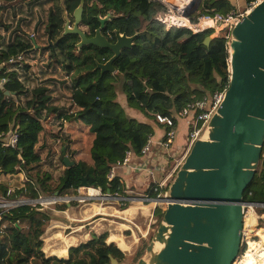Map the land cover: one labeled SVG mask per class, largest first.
<instances>
[{"label": "trees", "instance_id": "trees-1", "mask_svg": "<svg viewBox=\"0 0 264 264\" xmlns=\"http://www.w3.org/2000/svg\"><path fill=\"white\" fill-rule=\"evenodd\" d=\"M14 2L0 0V24L6 30L9 25L4 23V17L8 10L15 11ZM79 2L57 0L55 7L49 11L45 30L53 48L48 65L61 64L54 54L56 49L64 52L73 63L71 102L78 109L59 113L57 117L87 126V131L92 135L90 161L80 159L74 160L71 166L64 164L62 148L65 147L68 156L73 151L70 149V133L61 128L63 123L58 124L55 132H50L51 142L47 141L46 135L40 137L41 133L50 130L46 125L47 120H43L41 115L49 119L59 110L51 105L52 95L48 85L40 84L27 89L20 85L14 71L9 72L7 83L3 89L0 87V131L16 128L19 137L17 149L0 144L1 193L6 191L8 181L13 177L18 179L24 172L26 185L16 192L28 187L30 191L24 193L33 198L40 193L56 190L59 194L74 191L80 187L84 175L89 187L122 194L124 187L119 177L107 181V171L124 157L127 149L139 155L148 137L153 134V127L149 123L136 119L126 110H137L157 123L156 113L174 117L187 103L217 88L220 85L218 77L222 81L227 80L229 53L224 33L213 36L210 44L205 46L202 42L213 33L212 29L201 32L176 26L167 29L158 17L167 13L168 7L158 0H83L79 27L88 37L94 35L98 27L110 42L115 41L116 29L127 35L138 33L132 47L123 48L114 60L116 73H101L96 65L111 57L109 48L92 44L78 48L76 44L80 38L77 34L61 36L65 23L64 10L71 16ZM231 9L233 7L229 0H201L196 15L188 18L195 23L197 17L203 14H225ZM24 48L22 45L20 52ZM10 55L11 52L0 48V62ZM23 67L27 70L29 64L25 63ZM2 75L3 71L0 70ZM196 84L205 91H201ZM118 89L125 97L124 105L118 100ZM5 92L14 94L15 99L14 96L7 97ZM23 95L28 97L27 103ZM174 118L177 124L178 119ZM57 139L59 159L65 167L58 174L56 187L52 188L48 184L52 174L42 166L52 153L51 143ZM18 153L23 161L18 159ZM167 164L171 168L174 159L170 158ZM145 190L151 196L156 195L151 183L150 190L149 183ZM243 200H264V145L258 169L243 193ZM57 208L65 210L67 204L60 203ZM154 212L162 217L160 207H156ZM52 216L48 211L30 205L14 207L3 213L0 223L8 225L0 235V264H112L110 257L117 263L124 259L125 252L115 242H108V232L92 233L87 241L70 246L67 257L46 256L42 250V235Z\"/></svg>", "mask_w": 264, "mask_h": 264}, {"label": "water", "instance_id": "water-1", "mask_svg": "<svg viewBox=\"0 0 264 264\" xmlns=\"http://www.w3.org/2000/svg\"><path fill=\"white\" fill-rule=\"evenodd\" d=\"M200 2H183L181 13L189 17ZM82 12L80 0L72 11V26L64 15L61 36L77 34L78 48L86 44L109 48L111 57L96 68L115 73L114 60L123 48L132 47L138 33L116 29L115 41L110 42L98 27L88 37L79 27ZM212 39L206 36L203 45ZM228 46L230 74L224 98L207 124L206 138L196 139L177 167L161 220L146 254L135 264H232L242 250L243 193L258 169L264 145V0L241 16ZM62 153L64 164L73 165L65 147ZM80 187H89L86 175Z\"/></svg>", "mask_w": 264, "mask_h": 264}, {"label": "rangeland", "instance_id": "rangeland-1", "mask_svg": "<svg viewBox=\"0 0 264 264\" xmlns=\"http://www.w3.org/2000/svg\"><path fill=\"white\" fill-rule=\"evenodd\" d=\"M55 3H57V0H15L13 6V9H15V11L8 10L4 17V23H7L9 25V28L6 30L5 27L0 24V35H1L0 48L8 50L9 52H11V55H16L19 53L23 54L24 57L23 65L25 63H28L29 68L25 70L24 67L23 68L19 67L18 71H15L17 80H19V82L21 83L20 85H22L27 89H31L36 85H40V84L48 85L49 92L52 95L51 105H55L59 109L58 112L54 114V116L52 115V118L46 119L45 115H41V118L43 120H47L46 125L50 130H46L45 133L43 134L41 133L40 137H42V135H46L47 141L51 142L52 134L50 132L52 131L55 132L58 129V124L61 122L63 123V126L61 128L64 127L63 131H67L68 133H70L69 137L71 138L69 143H70V149H72L73 151L72 154H69L71 159L76 161L80 159L90 161L89 148H90L92 136L89 134L85 126L82 124H77V126L71 127V125L74 124H70L69 122L57 117L59 113H68L70 111L75 110V106L71 102L72 66H73L72 61L66 57L64 52L56 49L54 50V54L56 55L57 59H59L61 64L48 65L49 61L52 59L53 48H52V42L49 40L47 32L45 30V26L49 11L51 10V8L55 7ZM196 13L197 11H195L193 15H196ZM65 14H66V18L69 19V26H72L74 21L73 15L71 14V16H69L68 12L64 10L63 16ZM223 33L224 31H221L220 33H216V31L213 30V33L210 36H216L217 34H223ZM22 45L25 48L23 52H20L21 50L20 47H22ZM218 79L220 78L218 77ZM196 85L198 86V84ZM119 89H118V100L120 101V103L124 105L123 101L125 97ZM13 96H14L13 98L15 99L14 94ZM23 97H24V101L27 103L28 97L24 95ZM27 107H29V104L27 105ZM178 125L181 126V131L177 133L176 138L174 140L175 147L183 142L184 133H185V129L183 127L182 121H179ZM176 129H177V125H176ZM41 140L39 143H41ZM58 141L59 140L57 139L55 142L51 143L52 153L50 157L45 159L44 165L42 166L44 170L50 171L52 174V178L48 180V184L52 188L56 187L58 174L61 173L62 169L65 167V165L61 164V161L59 159L60 147ZM168 151H170V149ZM171 156H174V154H171ZM181 157L182 155L181 152L179 151L174 157L176 159L174 163L179 161ZM163 160L166 161L167 159L164 158ZM141 174L143 175L142 180L146 178V180L144 181L146 183L147 182L149 183L151 174L149 175L145 173L144 174L141 173ZM20 176L22 178L24 177L22 181H20L21 180L20 177L18 179H15L13 177L11 181H8V186L15 185L16 183L20 187L26 185L25 175H20ZM173 177L174 174L171 176L169 183L172 181ZM2 180L3 179H1L0 181ZM25 191H30V189L28 187H25L24 190L22 191V196L33 198L30 197V195L24 193ZM97 191L100 194L105 193L103 191H100L99 189H97ZM20 192L21 191L15 192L14 195L17 194L19 196ZM87 192L88 190L85 187H79L74 191L69 190L64 195L72 196L71 206L75 208V210H77V208L79 207L78 205H83L87 203L85 207L92 208L95 206L94 204L97 203L101 204L102 202L105 201L102 199H98L97 197L96 198L93 197V199L90 200L81 199L80 197L87 195ZM1 194L2 193L0 191V195ZM54 194L55 191L48 193H40V195L42 196L44 195L51 196ZM59 195L63 196V194H59ZM60 203L63 202H56L46 205L44 204L42 205L39 203H34L36 204L34 205L33 203H30L28 205L35 207L38 210L44 209V211H48L51 215H53L49 219V222L47 223L48 226L47 229L49 228L48 231L50 232L61 231V233L62 232L69 233L70 231L74 230L75 224H70L69 226H67L69 223L67 224L64 220H67L68 222H72V223L76 222L78 220L75 218L77 214L74 213L76 211H71V214L69 213L65 214L63 211H65L66 209L60 210L57 208V205H59ZM133 203L135 204L136 202L134 201ZM133 203L130 202L127 203L126 205H121L118 203L117 204L119 206V209H121V208H126L128 205H131ZM156 207H160L162 213L165 210V204L163 203H159V204L150 203L149 210H147L143 214L145 218L141 216L139 221H137L138 219L137 216H135V218L133 219L128 216V218L124 219V222H127L129 224L128 226L129 228L128 227L127 228L132 233L133 230L136 235L143 233L144 232L143 230H146L147 232L144 238L141 237L139 239L138 237V240H135L136 241L135 244L132 245L129 248V250H123L125 252L124 259H122L119 263L116 262L114 264H135L140 257H143L146 254L145 247L147 243L150 241L154 231L156 230V227L158 226L161 220L159 214L157 212L156 213L154 212ZM91 211L92 210H88V214L92 213ZM90 218L94 219L96 218V216L94 217L91 216ZM139 251L140 253H138Z\"/></svg>", "mask_w": 264, "mask_h": 264}, {"label": "built area", "instance_id": "built-area-1", "mask_svg": "<svg viewBox=\"0 0 264 264\" xmlns=\"http://www.w3.org/2000/svg\"><path fill=\"white\" fill-rule=\"evenodd\" d=\"M158 1H161L168 7L167 13H165L163 16L158 17V19L161 22L165 23V27L167 29L170 28L171 26L183 27L172 21V16H181L183 14L171 8L169 5L165 3V1L163 0H158ZM260 1L261 0H251V1L246 0L245 5L242 9L233 8L225 14L220 12H215L213 14H203L197 17L196 22L192 24L197 25L201 23V21H204L205 23H207V25H205L201 29H192L190 27L187 28H189L193 32H201L208 29H212L216 31V33H220L221 31H224V37L227 40L226 44L228 49L229 47L228 43L231 38L232 28L240 20L242 15L252 10L253 7ZM186 18L189 20L188 17ZM23 63H24V57L22 53L16 55H10V57L7 60H2L0 62V70L3 71V75L0 76V87L2 89L4 87V84L7 83L9 79L7 73L12 71L16 73L15 71H18L19 67L22 68ZM227 70H228L227 80L222 81L221 79H219L220 85L217 88H215L212 92H206L200 98L187 103L176 115H174L176 119L182 120L185 124L184 149L181 152L182 155L181 159L176 163H174L172 168H170V171L168 172L166 171L165 173H162V175L159 178H156L154 173L155 170L151 168L148 165V163H146V161L144 162L142 160L134 164L133 168H135L138 172L145 173L148 175L151 174L150 179L152 184V190L153 192H155L156 195L151 196L148 193L137 195L135 193H131L130 191L128 194L125 195L116 192L111 193L109 191V193L105 192L103 194H100L98 192L99 193L98 199H102L105 201H115L121 205H126L127 203L134 201L153 203V204H159V203L165 204L164 202L167 196V188L171 176L175 173L177 167L183 160L185 154L187 153L193 142L199 138H206L207 124L211 116L216 112V110L218 109L224 98L225 91L229 85V74H230L229 59L227 63ZM5 93L7 97H11V96L13 97L12 93H8V92ZM174 117L162 113L155 114L157 123L162 124L165 130L163 132V135L158 140H153L151 136L148 137L146 143L143 145V147L140 150L141 156L148 155L152 151V148L156 145V147L166 151V156L164 155V157L167 160L168 158H173L174 161H176V159L173 156L171 157V154H173L171 153V149L173 147L174 140L177 135V129H176ZM18 137H19V133L17 132L16 128L9 129L8 131H0V144L3 147L17 149ZM169 149L170 151H168ZM133 156L134 153L130 149H127L125 151L124 157L121 160H118L115 164H113L107 171L106 173L107 181H111L115 176H117V170L120 167H123L125 165L126 166L132 165L131 161L133 159ZM17 157L18 159L23 161L20 153H18ZM21 175H24V172H22ZM23 178L20 176L21 179L20 181H22ZM19 188L20 186L17 184L8 186L6 191L0 195V217L3 213H5L7 210L11 208L22 205H28L30 203L33 204L39 203L42 205L43 204L46 205L56 202H65L66 204L67 203L70 204L72 200V196L64 195V194L62 196L59 195V193L51 196L39 195V197L37 198L24 197L22 196V191L20 192L19 196L17 194L14 195L16 190ZM85 188L87 189L89 187H85ZM97 189L102 191L100 188ZM11 194H13L14 196L12 197ZM80 198L87 200L93 199V197L89 195H85ZM243 214H244V219H243V229H242V250L232 264H259V263H255L256 262L255 260H258V258H255L254 256L256 255L257 251L261 248L262 236L264 237V200L261 201L244 200ZM16 223L17 222H15L14 224ZM7 225L8 224L6 223H0V235L4 231ZM252 255L254 258L251 259Z\"/></svg>", "mask_w": 264, "mask_h": 264}, {"label": "crops", "instance_id": "crops-1", "mask_svg": "<svg viewBox=\"0 0 264 264\" xmlns=\"http://www.w3.org/2000/svg\"><path fill=\"white\" fill-rule=\"evenodd\" d=\"M229 1L233 8H239V9H242L246 2V0H229ZM74 106L75 109H78L76 105ZM126 111H128V113L131 116L135 117L136 119L147 122L153 127V134L151 135L153 140H158L163 135L164 127H162V125L155 123L154 120L147 119L137 110L128 108ZM179 121L182 120L180 119L177 120V124H176L177 133L181 131V126L178 125ZM182 123L185 129V124L183 121ZM70 124H74L71 125V127L77 126V123L75 122ZM85 128L87 129V126H85ZM183 149H184V139L183 142L177 145L176 147L173 144V147L171 149V153L174 154L173 157H175L179 151L182 152ZM165 153L166 151L156 147V145L152 148V151L146 156H141L140 154L136 155L134 153L133 159L131 161L132 165L130 166L125 165L117 170V176L119 177V180L121 181L124 187L122 194L126 195L129 193V191L137 195L141 193L149 194L148 190L145 191L146 188L148 189V182L146 183L144 181L146 180V178L142 180L143 175L141 174V172H138L135 168H133V166L135 163L140 162L142 160L144 162L146 161V163H148V165L155 170V177L159 178L162 175V173H165L166 171L167 172L170 171V167L169 168L167 167L168 165L167 163L169 159L166 161L163 160L165 158L164 157ZM150 183H151V179L149 180V190H150ZM135 202H136L135 204L132 202L133 204L128 205L126 208H121V209H119V206L115 201H109V202L104 201L101 204L97 203L94 204L95 206L92 208L85 207L87 204L85 203L83 205H78L79 207L77 208V210H75V208H73L70 204L69 205L67 204L66 210L63 211L65 214L67 213L71 214V211L78 212V213L74 212L75 214H77L75 216V218L78 219L76 222L72 223V222H68L67 220H64L67 224L69 223L67 226H69L70 224H75L74 230L70 231L69 233L68 232L61 233V231L50 232L48 231L49 228L47 229L48 227L47 226L44 234L42 235V240H43L42 250L45 252L47 256L57 255L59 257H67L68 249L70 246H75L79 242L87 241L92 233L100 234L103 232H108V242H115L116 244H118V247L121 248L122 250H129V248L135 244L136 242L135 240H138V237L139 239L141 237L144 238L147 232L146 230H143L144 231L143 233L136 235L134 230L132 233L128 229L129 224L127 222H124V219L128 218V216L132 219L135 218V216H137L138 217L137 221H139L141 216L145 218L143 214L144 212L149 210L150 203H144L140 201H135ZM88 210H92L91 211L92 213L88 214ZM91 216L92 217L96 216V218L91 219L90 218Z\"/></svg>", "mask_w": 264, "mask_h": 264}, {"label": "bare ground", "instance_id": "bare-ground-1", "mask_svg": "<svg viewBox=\"0 0 264 264\" xmlns=\"http://www.w3.org/2000/svg\"><path fill=\"white\" fill-rule=\"evenodd\" d=\"M167 5H169L171 8H176L180 10V5L183 2H190V1H194V0H164ZM181 12V10H180ZM172 21L180 26L183 27H190L192 29H201L202 27H204L205 25H207V23H205L204 21H201V23L197 24V25H193L184 15L181 16H172ZM88 192L87 195L92 196V197H99V193L96 189L89 187L87 188ZM86 193V192H85ZM156 248H159L160 245L157 243ZM255 258H258V260H255V263H259V264H263L264 260V237L262 236V244H261V248L257 251L256 255L254 256ZM253 255L251 257L254 258ZM252 263V260H251Z\"/></svg>", "mask_w": 264, "mask_h": 264}]
</instances>
